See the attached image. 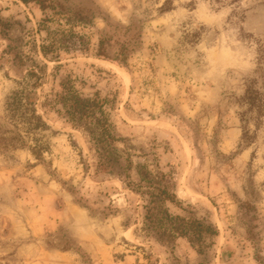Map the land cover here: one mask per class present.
<instances>
[{
	"label": "rangeland",
	"instance_id": "374dc122",
	"mask_svg": "<svg viewBox=\"0 0 264 264\" xmlns=\"http://www.w3.org/2000/svg\"><path fill=\"white\" fill-rule=\"evenodd\" d=\"M164 1L0 0V123L33 59L40 100L67 78L84 96H115L118 156L103 168L86 133L38 107L42 160L0 150V264H264V114L244 101L264 96V0ZM62 28L83 41L43 57L42 39ZM145 172L163 174L170 213L216 227L204 253L139 231L146 195L132 183Z\"/></svg>",
	"mask_w": 264,
	"mask_h": 264
},
{
	"label": "trees",
	"instance_id": "16d2710c",
	"mask_svg": "<svg viewBox=\"0 0 264 264\" xmlns=\"http://www.w3.org/2000/svg\"><path fill=\"white\" fill-rule=\"evenodd\" d=\"M24 3L34 2L42 10H54L53 0H21ZM218 3H234L238 0H213ZM171 1L165 0L161 10H169ZM57 14L56 11H53ZM49 17L44 19L48 20ZM77 38L83 41L84 36L73 29H59L56 33H47L42 39L40 52L43 57L50 60H59L60 50L65 43ZM97 56L116 60L118 64L126 65L125 58L118 56L109 58L104 53L98 52ZM23 57H20V64ZM31 66L22 77V84L14 89L4 100L5 124L0 123V150H7L15 147H26L31 155L42 160L43 151L46 149L44 143L33 137L36 130H45L48 124L43 119L38 107L54 109L74 128L82 130L94 145L98 154V164L103 168L115 167L118 156L113 146L117 138L112 133V121L110 110L107 106L115 101L112 98L102 97L99 92L91 96H84L76 89L71 79L67 78L60 83V90L55 91L51 97H44L40 100L37 94V87L42 76V66L33 59ZM244 101L258 115L264 114V96L257 91L247 90ZM28 140L32 145L28 144ZM151 177L149 172L141 175L140 181L132 183L135 190L145 196V204L142 206L139 231L144 236L153 237L156 242L173 249L176 241L180 238L186 240L198 253H204L205 249L213 243L217 237L218 230L211 223H206L193 214L181 216L168 211L164 203L173 202L174 194L168 192L166 184L161 183L163 174ZM201 264V263H200Z\"/></svg>",
	"mask_w": 264,
	"mask_h": 264
}]
</instances>
